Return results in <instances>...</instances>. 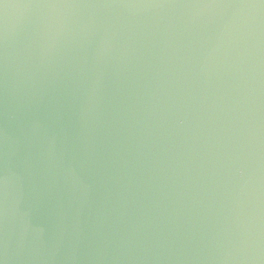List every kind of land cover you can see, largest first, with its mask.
<instances>
[{"label": "water", "instance_id": "1", "mask_svg": "<svg viewBox=\"0 0 264 264\" xmlns=\"http://www.w3.org/2000/svg\"><path fill=\"white\" fill-rule=\"evenodd\" d=\"M0 264H264V0H0Z\"/></svg>", "mask_w": 264, "mask_h": 264}]
</instances>
